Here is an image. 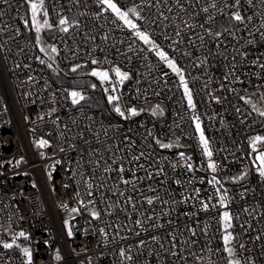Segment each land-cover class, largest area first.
<instances>
[{
	"label": "built area",
	"instance_id": "1",
	"mask_svg": "<svg viewBox=\"0 0 264 264\" xmlns=\"http://www.w3.org/2000/svg\"><path fill=\"white\" fill-rule=\"evenodd\" d=\"M115 1L136 29L100 0H44L60 68L108 72L102 88L124 113L109 120L72 103L26 38L19 1L0 0V264H229L224 211L241 264H264V177L251 157L264 134V0ZM152 102L166 116L137 107ZM63 205L78 210L67 225Z\"/></svg>",
	"mask_w": 264,
	"mask_h": 264
},
{
	"label": "trees",
	"instance_id": "2",
	"mask_svg": "<svg viewBox=\"0 0 264 264\" xmlns=\"http://www.w3.org/2000/svg\"><path fill=\"white\" fill-rule=\"evenodd\" d=\"M18 1L20 3L22 24L24 26L26 38L38 48L40 60L43 61L46 71L52 80L57 85L66 87L70 92L76 88V90L82 89L84 93H86V97L75 104L76 107H88L109 120L119 118L120 114L115 110L118 107L117 100L109 101V97L106 96L99 80L91 75L87 69H81L75 72L63 71L59 66V59L55 54L48 57L41 51L37 40V31L33 27L30 17V4L28 0ZM26 21L27 23H25ZM43 22L44 21H42V23ZM54 37V30L48 33L44 31L41 42L45 46L51 47L54 43ZM137 107L150 110L154 112L157 117H164L167 114V107L161 102H152L138 105ZM183 150H185V156L189 155L188 149ZM238 179L239 175H235V180Z\"/></svg>",
	"mask_w": 264,
	"mask_h": 264
},
{
	"label": "snow or ice",
	"instance_id": "3",
	"mask_svg": "<svg viewBox=\"0 0 264 264\" xmlns=\"http://www.w3.org/2000/svg\"><path fill=\"white\" fill-rule=\"evenodd\" d=\"M28 2L30 4L32 21L34 23V26L36 27L37 33H39L41 25L37 22V15H38V13L40 11H42L44 9V0H28ZM3 3L7 4L8 3V0H3ZM100 3L107 5V7L112 10V12H114L120 19L124 20L125 24L129 25L132 28H136V25L133 24L130 20H128V18H127V15L128 14L126 12H121L120 9L116 6V4L113 3V0H100ZM236 3H239V0H236ZM203 10L205 12L208 11L207 8H205ZM0 15H3V13H0ZM44 15L47 16V12L46 11H44ZM233 18L236 21H241L243 19V17L240 15V13L238 11L233 14ZM25 23H27V21ZM59 24L61 26H65V25H68L69 24V21L66 18H61L60 21H59ZM43 26L51 27V25L48 24L47 19L44 20V25ZM61 31L67 32L68 31V27H62L61 28ZM136 35L139 36L142 40H144L145 43H151V41L148 39V36L145 33H143V32H137ZM216 35L219 36L220 33H216ZM37 40H39V36H37ZM41 51H43V49H41ZM51 52L56 53L57 52V49L53 46V47H51ZM157 54L160 55L162 59L167 60V58L164 56V54L162 52H158ZM41 62L43 63V61H41ZM93 63H96V61H93ZM167 63H168V66L173 69V71L177 72V74L180 75V80L183 83L184 82V77H183L182 74H180V70L176 67V65L171 60H167ZM72 70L75 71V68H73ZM115 72H116V75L120 78L121 83L123 82V80H125V79L128 78L127 73H122L118 68L115 69ZM92 75L93 76H99L101 78V80H107L108 79V72H106V71H103V72H96V71H94L92 73ZM184 90H185V93L188 95L189 104L191 105L192 98H191V94L188 91V87H187V84L186 83L184 84ZM70 95L72 97V103L73 104H77V103H79L80 100H83L84 99V97L80 93L75 92V91L71 92ZM115 99H117V98L116 97H113V96H110L109 97V101H112V100H115ZM115 110L121 116L124 115V113L121 111V109L119 107H117ZM129 111H130V113L132 115H136L137 114V111L134 108L133 109H129ZM260 114L262 116H264V112H261ZM199 128H200L199 123H197V130H199ZM200 141H201V143H202V145L204 147L205 155H207L208 157H211L212 153L209 150L208 141L204 138V135H203V132L202 131L200 133ZM256 141H264V137H261V136L255 137V141L253 142L254 149H255V142ZM39 143H40L41 146H43V145L47 144V141L41 140ZM161 147H171V145L162 144ZM181 155H183V154H181ZM136 159H138V157ZM257 159L261 162V165H264V153H261L260 155H258L257 156ZM189 167H191V165H189ZM209 167L213 171H216L217 170L214 163H210L209 164ZM118 170L120 172H123L124 171V168L123 167H119ZM260 175L262 177H264V167H262L260 169ZM213 180H215V177H213ZM123 182L125 184L129 183V181H127V180H125ZM210 183H211V181H210ZM224 200H225V197L222 196L220 198V203L222 205L224 203ZM147 203L148 204H152L153 203V200L152 199H148L147 200ZM204 208L207 209L208 208V205L205 204L204 205ZM71 211L72 212H77L78 210L76 208H73ZM92 215H93V217H97L98 218V213L93 212ZM222 219L224 221V227H225V231L227 233L224 236L223 239H224L225 245H228L234 239L233 235L230 232H227V229H229V228L232 227V223H231L232 216L229 214V212L225 211L222 214ZM136 223L139 224L140 221H136ZM101 231H103V229H101ZM20 235L23 236L24 233L21 232ZM69 235H71V231L70 230H69ZM193 235H195V232L194 231H193ZM153 239H157V238L156 237H153ZM141 243H143V241H141ZM3 247L4 248H12L13 245L10 244V243H5V244H3ZM241 247H243V245H241ZM226 251L228 252L229 256H232L234 254V251H233V249L231 247H227L226 248ZM24 253H25L26 256L29 257V261H30L31 260V255H30L28 249H24ZM120 255H121V257H125V252L123 250H121ZM125 258L126 259H129V260L132 259L131 256H127ZM56 259L57 260L60 259V257H59L58 254L56 256ZM229 264H240V261L239 260L230 261Z\"/></svg>",
	"mask_w": 264,
	"mask_h": 264
},
{
	"label": "rangeland",
	"instance_id": "4",
	"mask_svg": "<svg viewBox=\"0 0 264 264\" xmlns=\"http://www.w3.org/2000/svg\"><path fill=\"white\" fill-rule=\"evenodd\" d=\"M113 3H115L116 4V6L120 9V11L121 12H126L128 15H127V18H128V20H130L133 24H135L136 25V28L138 27V24H137V21L135 20V18L134 17H132L131 15H130V13L129 12H127L126 10H125V7H123L122 5H120L119 3H117L115 0H113ZM107 6V5H106ZM107 9L109 10V11H111L112 12V10L111 9H109L108 7H107ZM44 11H46V8L44 7V9L42 10V11H40L39 13H38V15H37V22L41 25V27H40V31H39V33H37V35L39 36V40H38V44H39V47H40V49H43V53L46 55V56H52V55H56L57 56V54H58V50H57V52L56 53H53V52H51V47H55L56 49H57V47H56V45L53 43L52 44V46L51 47H47V46H45L42 42H41V37L43 36V34H44V31L45 32H50V31H53L54 30V27H53V25H52V23L49 21V18H48V15L47 16H45L44 15ZM47 12V11H46ZM113 14H115L114 12H112ZM116 15V14H115ZM117 16V15H116ZM30 17H31V9H30ZM118 17V16H117ZM119 18V17H118ZM45 19H47V21H48V24L49 25H51V27H46V26H43L44 25V22L42 23V21H44ZM120 19V18H119ZM31 20H32V17H31ZM124 24H125V22H124V20H122V19H120ZM32 24H33V27L35 28V30H36V27L34 26V23H33V21H32ZM128 28H130V29H136V28H132V27H130L129 25H127V24H125ZM137 32H143V33H145L147 36H148V39L151 41V43H145L144 42V40H142L139 36V39L146 45V46H148L149 48H152V47H154L155 46V43H154V40H153V38H152V36L151 35H149L148 33H146L145 31H142V30H136L135 31V34L137 33ZM163 53V52H162ZM164 54V53H163ZM164 56H165V54H164ZM175 65H176V67L181 71V68H180V66L176 63V62H174V61H172ZM168 64V63H167ZM118 67L115 65V67H114V69H117ZM172 69V68H171ZM173 70V69H172ZM121 71V70H120ZM122 72V71H121ZM175 72V71H174ZM175 73H177V72H175ZM95 78H97L98 80H99V82L101 83V84H103L104 83V81L105 80H101V78L98 76V77H96V76H94ZM108 79H109V76H108ZM73 91H75V92H77L76 91V88L75 89H73L71 92H73ZM188 91H189V93L191 94V91H190V89L188 88ZM81 95L85 98L86 97V93H81ZM187 95V94H186ZM187 97H188V95H187ZM81 101V100H80ZM113 101V100H112ZM192 104V103H191ZM197 123H199V126H200V128H199V130H197ZM195 124H196V130H197V133H198V136H199V139H200V133H201V131L203 132V135H204V138L208 141V147H209V150L211 151V147H210V144H209V140H208V136H207V133H206V130H205V127H204V124L200 121V119H196V121H195ZM258 136H261V137H264V134H260V135H258ZM255 141V138L251 141V150H252V152H251V157H252V161H253V163H254V165H255V167H257L258 168V170L260 171V169L262 168V167H264V165H261V162L257 159V156L258 155H260L261 153H264V141H256L255 142V149H254V147H253V142ZM200 143H201V141H200ZM201 146L203 147V145H202V143H201ZM203 149H204V147H203ZM211 153H212V151H211ZM207 156V155H206ZM208 157V156H207ZM211 157H212V155H211ZM211 157H208L209 159L211 158ZM210 163H214V161L213 160H211L210 162H209V164ZM49 175H50V177L53 175V172H49ZM52 180V179H51ZM73 208H71V207H68L67 205H63V206H60V215H61V218H62V221H63V224L64 225H67L68 223H69V220L71 219V218H73V217H75V215L77 214V212H72L71 210H72ZM225 212V211H224ZM223 212V213H224ZM227 212H229V211H227ZM230 214V213H229ZM222 221H223V219H222ZM67 222V223H66ZM223 228H224V230H225V227H224V221H223ZM227 232H230L232 235H233V233H232V231L230 230V228L229 229H227ZM227 233H226V231H225V234H224V236L226 235ZM223 242H224V239H223ZM19 246L20 247H22V249L24 250V249H27L29 246H28V244H26V243H21V244H19ZM224 247H225V250H226V248L227 247H231L232 249H233V251H234V254L232 255V256H229V254H228V252L226 251V253H227V255L230 257V261H235V260H239V258L237 257V255H236V250H235V246H234V244H233V240L228 244V245H225V243H224ZM240 261V260H239ZM240 264H241V262H240Z\"/></svg>",
	"mask_w": 264,
	"mask_h": 264
}]
</instances>
